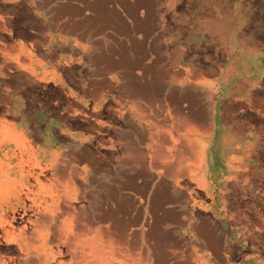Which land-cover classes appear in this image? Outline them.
Wrapping results in <instances>:
<instances>
[{"label": "crops", "instance_id": "obj_1", "mask_svg": "<svg viewBox=\"0 0 264 264\" xmlns=\"http://www.w3.org/2000/svg\"><path fill=\"white\" fill-rule=\"evenodd\" d=\"M241 7L0 0V104L20 127L0 209L37 212L21 233L5 219L0 264H34L31 235L35 264H264V26Z\"/></svg>", "mask_w": 264, "mask_h": 264}, {"label": "rangeland", "instance_id": "obj_2", "mask_svg": "<svg viewBox=\"0 0 264 264\" xmlns=\"http://www.w3.org/2000/svg\"><path fill=\"white\" fill-rule=\"evenodd\" d=\"M212 2L213 0H207ZM190 4H193L194 7L199 6L200 4H202V0H189ZM243 10H246L244 13V16L246 18L247 23L252 24L253 26H264V0H242V7ZM258 31V30H254ZM0 37H4L3 33L0 31ZM14 111V110H13ZM5 116H7L9 119L11 118L10 114H5L4 110H3V106L0 104V123L1 124H5V125H9V126H14L16 129H20L19 126H17L18 124H15L10 122V120H6ZM239 116H243V114H239L238 113V117ZM5 117V118H4ZM253 121H255L259 126L262 125L264 126V114L260 113V112H256L253 114L252 116ZM16 138V137H15ZM259 141L260 144L264 143V130L263 128L261 129L260 135H259ZM26 149H27V155L29 158V162H33L35 156H38L40 158H44L45 161H50V160H55L54 154H51L50 156H45L42 152L36 150L33 146L25 144ZM264 146V145H263ZM56 163V162H55ZM57 164V163H56ZM57 166V165H56ZM84 175H85V171L83 170ZM55 173V172H54ZM69 174V173H68ZM53 169H46L43 172V175L39 177L43 189H63L62 187V183L59 181H54L53 178ZM75 171H73V173L70 175L72 177H74ZM13 178V176H12ZM29 184H32L33 181L31 179H29L28 181ZM12 183H8L5 187L7 189H12ZM5 188V189H6ZM37 186H34L33 189H37ZM3 242L1 241L0 244V257L4 256V257H13L15 256V251H13L11 248L6 247L4 244H2ZM12 251V252H11ZM64 259H66V255H64Z\"/></svg>", "mask_w": 264, "mask_h": 264}, {"label": "bare ground", "instance_id": "obj_3", "mask_svg": "<svg viewBox=\"0 0 264 264\" xmlns=\"http://www.w3.org/2000/svg\"><path fill=\"white\" fill-rule=\"evenodd\" d=\"M12 129L13 128L11 126L0 123V178H1L0 189L6 188L5 187L6 186V180L4 179L6 176V174H5L6 170L5 169L7 168V164H8L7 162H9V155H11L10 153L15 152L13 150L12 144L8 141L11 133L13 132ZM17 146H18V148L16 149L17 151H19V149H22L21 145H17ZM21 165L22 164L20 163V167H21ZM36 167H37V165L35 163L33 168L36 169ZM31 172L33 173V174L31 173V176H33V178L37 181L36 173L33 171V169ZM35 207H36V204L31 205L29 210L18 209V210H13L11 212L0 209V228L2 227L3 230H5V225H7V224L10 225V222L5 220L6 218L10 217V219L13 223L21 226L20 233H21V231H27L28 229H31L33 226H36L34 219L37 216V212L35 209H33ZM39 234H41V232H39ZM35 240H37V238L36 237L34 238L31 235L30 236V242H29V246H30V250H31L30 251V260L34 264H35V261L37 259V245H36V242H34ZM1 241L3 242V237L0 234V243H1Z\"/></svg>", "mask_w": 264, "mask_h": 264}]
</instances>
